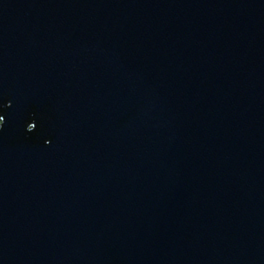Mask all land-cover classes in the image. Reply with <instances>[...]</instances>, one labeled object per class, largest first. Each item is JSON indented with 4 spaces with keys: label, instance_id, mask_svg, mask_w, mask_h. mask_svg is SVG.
<instances>
[{
    "label": "water",
    "instance_id": "95a60500",
    "mask_svg": "<svg viewBox=\"0 0 264 264\" xmlns=\"http://www.w3.org/2000/svg\"><path fill=\"white\" fill-rule=\"evenodd\" d=\"M0 264H264V0H0Z\"/></svg>",
    "mask_w": 264,
    "mask_h": 264
}]
</instances>
